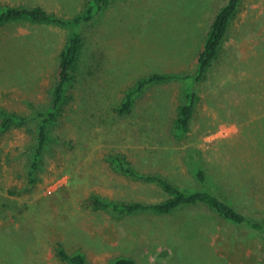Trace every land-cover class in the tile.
Wrapping results in <instances>:
<instances>
[{
	"label": "rangeland",
	"instance_id": "1",
	"mask_svg": "<svg viewBox=\"0 0 264 264\" xmlns=\"http://www.w3.org/2000/svg\"><path fill=\"white\" fill-rule=\"evenodd\" d=\"M90 1L0 0V10L40 5L71 18ZM225 2L109 0L83 33L75 100L53 128L57 140L34 185L24 179L21 153L31 135L13 129L2 137L0 264H70L56 255L58 243L82 252L90 264H112L119 255L146 249L151 254L137 264H264V234L231 225L205 205L116 217L90 203L93 195L144 202L166 196L155 184L116 174L103 157L112 146L128 154L134 167L161 171L184 188L194 184L185 154L198 149L223 181L227 177L229 200L264 216V0L239 2L218 58L199 85L185 138L175 139L168 130L184 98L182 81L153 83L135 98L130 113L115 110L143 76L191 73ZM70 32L65 25L25 20L0 26L1 105L23 113L28 103L46 104ZM90 67L95 71L84 74ZM201 216L210 218L204 229L217 234V242L200 234Z\"/></svg>",
	"mask_w": 264,
	"mask_h": 264
},
{
	"label": "trees",
	"instance_id": "2",
	"mask_svg": "<svg viewBox=\"0 0 264 264\" xmlns=\"http://www.w3.org/2000/svg\"><path fill=\"white\" fill-rule=\"evenodd\" d=\"M241 0H226L217 10L211 20L204 40L197 50L194 69L187 74H164L154 72L143 76L128 89L123 100L115 108L119 116L130 113L133 109L135 98L140 96L146 87L153 83H162L172 79L184 82V98L178 105L175 116L168 127L169 135L175 139H183L190 132L197 109L198 88L205 80L214 62L218 58L219 51L226 36L229 23L235 15ZM109 0H91L86 8L71 18H64L48 12L40 5H7L0 10V26L19 22L31 21L44 24H60L71 29L65 46L60 50L57 58L54 80L48 90L47 102L42 107L28 103V111L20 113L10 110L0 104V159L2 151V137L13 129H22L31 135L30 140L21 153H24V179L29 186L34 185L38 179V173L44 168L45 155L51 150L53 140H57L53 134V128L64 116L71 103L75 100L77 64L80 59V51L83 44V33L92 26L95 19L101 15ZM95 70L90 67L84 74L90 75ZM102 117H107L103 116ZM66 117V116H65ZM95 117V115H94ZM108 118V117H107ZM103 119H101L98 123ZM60 138V136H58ZM112 146L111 150L104 153V159L109 167L118 175L129 180L152 183L157 185L166 196L155 202L138 200L109 199L99 195H93L90 203L95 210L109 212L116 217L133 215L142 212L155 214L179 213L180 210L205 205L216 216L221 217L231 225L258 231L264 234V216L249 213L242 210L234 201L229 200L230 190L226 188L222 173L202 156L198 149H190L185 154V161L190 168L194 182L193 187L184 188L161 171H145L133 166L128 154ZM72 148V146H70ZM5 161L11 160V153L5 154ZM213 185V186H211ZM8 210L12 207L5 205ZM184 216L186 214L184 213ZM212 218V216H210ZM200 234L205 236V229L210 218H199ZM201 235V236H202ZM211 237L205 239L213 238ZM258 236V235H256ZM208 243H211L210 241ZM147 250V249H146ZM142 250L136 253L119 255L114 258L112 264H137V262L151 253ZM56 255L68 261L70 264H90L85 255L80 251L68 252L62 243L55 247ZM151 260V259H150Z\"/></svg>",
	"mask_w": 264,
	"mask_h": 264
},
{
	"label": "crops",
	"instance_id": "3",
	"mask_svg": "<svg viewBox=\"0 0 264 264\" xmlns=\"http://www.w3.org/2000/svg\"><path fill=\"white\" fill-rule=\"evenodd\" d=\"M205 235L207 236V238H209V237L212 236V235H210V234L207 233V232H205ZM218 239H219V237H218V235L216 234V236H213V238H212V239H209V241H210L211 243H214L215 241L217 242ZM207 242H208V241H207Z\"/></svg>",
	"mask_w": 264,
	"mask_h": 264
}]
</instances>
